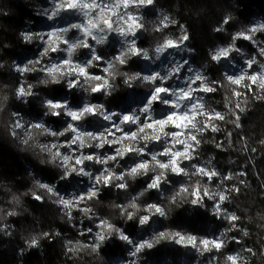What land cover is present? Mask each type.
I'll return each mask as SVG.
<instances>
[{
	"label": "clouds",
	"instance_id": "1",
	"mask_svg": "<svg viewBox=\"0 0 264 264\" xmlns=\"http://www.w3.org/2000/svg\"><path fill=\"white\" fill-rule=\"evenodd\" d=\"M237 7L225 0H0V41L2 33L14 38L0 47V242L11 238L22 245L19 256L31 254L21 264H110L116 241L130 246L131 264L163 242L189 250L192 264H264V209L250 214L255 197L264 198L254 160L256 187L229 172L240 187L224 193L222 207L235 204L244 215L218 212L193 195L197 187L202 196L220 192L200 169L219 175L215 153L205 148H220L215 134L224 126H233L227 149L233 132L242 137L236 152L264 146V94L250 92L237 108L229 81L250 64L264 80V23ZM38 21L52 27L37 30ZM52 33L58 46L44 39ZM221 52L227 55L213 59ZM217 112L223 121L209 119ZM170 117L186 119L178 127ZM253 123L255 141L251 131L244 136ZM139 233L150 238L137 242ZM176 233L215 236L223 246L180 244Z\"/></svg>",
	"mask_w": 264,
	"mask_h": 264
},
{
	"label": "trees",
	"instance_id": "2",
	"mask_svg": "<svg viewBox=\"0 0 264 264\" xmlns=\"http://www.w3.org/2000/svg\"><path fill=\"white\" fill-rule=\"evenodd\" d=\"M192 2L196 5L199 4L200 0H192ZM225 4L227 8L240 12V8L237 7V5H242L243 11L241 12V15L244 17H247L248 20H250L252 23H260L264 22V0H225ZM23 11V9H21ZM195 10V9H193ZM7 19V18H6ZM15 23H19V21H15ZM37 30L41 31H48L52 27V25L47 23L39 22L37 23ZM2 35L5 37L3 41H0V47L3 46L4 42H13L14 38L9 35L8 33H2ZM241 43V42H238ZM246 43V42H243ZM43 45H41L42 47ZM250 47V46H249ZM31 49H29L30 51ZM56 98L60 99L62 98V92L58 90ZM217 99H221V96L217 95ZM121 104L126 106L125 101H121ZM257 107H261L260 105H257ZM217 109L220 111H226L224 109L223 105L217 106ZM248 115L250 117H261V113L259 112H249ZM222 123V122H221ZM260 123L264 124V117L260 119ZM258 125L248 124L246 125V131L244 133V136L246 137L249 134V131H251L254 136L253 140H257L260 138L259 133L257 132ZM233 128L232 125L224 126V130L220 133L215 134L217 142L222 145L219 149L212 148L210 146H206L205 148V155H207V152L213 151L216 155V160L213 162V164H219V163H225L227 164V168H225L223 172H226L227 170H232L234 172H237L233 167L237 166V168H241V170H244L248 174V179L251 180L253 187L255 188L257 185V178L252 174V168L253 164L249 162V158L255 161L256 164V172L260 175L261 179H264V175H261L264 173V151L261 149H264V146H261L255 142L252 143V147L256 148V152L248 151L245 154H241L239 152H236L234 149L238 146L237 142L242 138L241 135L238 134V132H233V148L227 149V139H226V132L231 131ZM212 133H209V136H212ZM227 149V150H225ZM229 157H231V160L235 161V163L229 162ZM13 160V158L10 156L9 153H4V163L9 164V161ZM14 162V161H13ZM246 165V166H245ZM11 167L12 165L9 164ZM231 182L227 181L226 185H230ZM213 186H216V184H212ZM256 203L252 204V212L250 214H254L255 211L264 209V198H261L259 196L255 197ZM243 202L242 207H249V204L246 202V198L244 196L240 197V201ZM209 207L214 202L207 201L206 202ZM228 208L229 211L236 210L238 215H244L242 212H239L238 209H236L235 204L233 205H224ZM213 219H215L213 217ZM187 221L184 220L183 216L181 215L178 223L184 224ZM219 223V222H217ZM224 225H226V222H224ZM243 226V224L241 225ZM195 227V225H194ZM250 227H254V225H250ZM215 231V230H213ZM197 232L202 233V228H197ZM218 232V231H217ZM216 233V232H215ZM235 234V233H234ZM16 235L15 233L13 234ZM0 241H2V237H0ZM111 244L112 241H109ZM19 246L16 242H14L11 238H9L6 242H0V264H18L17 261V249ZM123 250V246H121V243L119 241H116V246L112 247L108 253V255H112L115 253H119ZM143 259V264H166L170 257H175V262L177 259L181 258H187L189 257L188 253L184 252V249L175 247L172 243L163 242L160 246H157V248L151 250L150 252H145L141 254ZM31 254H29L26 259H30Z\"/></svg>",
	"mask_w": 264,
	"mask_h": 264
},
{
	"label": "snow or ice",
	"instance_id": "3",
	"mask_svg": "<svg viewBox=\"0 0 264 264\" xmlns=\"http://www.w3.org/2000/svg\"><path fill=\"white\" fill-rule=\"evenodd\" d=\"M69 6L71 7L72 5H69ZM261 23H264V22H261ZM44 39L47 41V43L49 45L58 46L60 43L59 38L57 37V35L55 33H52L51 35H46L44 37ZM247 39L251 40V36H248ZM259 39L261 40V46H264V34H261ZM243 42L244 41H241V43H243ZM168 45L170 47L175 46V42L169 41ZM249 46L251 47V45H249ZM221 55H227V53L221 52L220 54L213 56V59L218 60L221 58ZM259 72H260L259 66L250 64V66L248 67V72L246 75H241L238 78L229 77L230 83L235 86L234 92H233L234 98L237 101V104L235 105V107L239 108L240 99H242L243 96L249 95L250 92L252 94H255L257 92V90L259 89L261 91V93L264 94V80H261L260 76L258 75ZM216 87L219 89V88H222L223 85L218 84ZM96 90L99 91V87ZM20 91L23 92V89H20ZM158 91H163V89H158ZM203 91L208 92L210 94L213 93L212 87H205L203 89ZM53 107H60V105L56 104V105H53ZM231 107H233V105H229V108H231ZM226 110H228V109H226ZM130 119H131V117H129V116L125 117V120H130ZM185 119L186 118H184V117H179V118L170 117V120H172L173 123H176L178 127L183 124ZM209 119H214V120L219 122V121H223L225 119V117L222 113L217 112L215 115L210 116ZM150 127H155V125H150ZM220 146H222V145H220ZM261 150L264 151V149H261ZM248 151H251V148H249ZM184 154L185 153H178L176 155V159H179V156L184 155ZM173 165L178 168V165H176L175 160H173ZM163 166L167 167V165H163ZM142 167H146V165H142ZM200 171L205 173V182H208L209 180H211L212 184L222 185L221 184V177L225 178L224 182H225V180L231 181L227 172H223V173L220 172L218 175L215 171H213L211 169L201 168ZM240 173H241V180H244L243 177H245V175L247 173L244 171H240ZM261 175H264V173H262ZM234 186L237 188L240 187V185L238 183H236ZM232 187H233L232 185L226 186L222 190L220 189V192L217 194H210L207 192V190H205V192L203 193V196L201 194L200 188L197 187L195 189L193 195L195 197V201H198L202 198H205L206 202L207 201L214 202V206H215L216 210L218 212H220V211H223V207H225L224 205L222 207L223 201L225 200L224 193L228 192V189L232 188ZM229 195H231V194H229ZM210 196L212 197L211 200L208 199V197H210ZM157 211H159V208H157ZM231 219L233 221H235L236 217L233 216ZM100 227L104 228V225L101 224ZM111 227L112 226L110 224L107 225L108 230H111ZM176 236L178 237V243H180V244L187 243L189 245H195L197 243H201L204 248H208L211 245L212 247H214L216 249H219L223 246L222 242H221V238L214 237L212 239H203L202 241H198L195 235L191 236V238H188L185 235H182L180 233H176ZM99 239H101V240L103 239L102 234L99 236ZM140 247H143V245H140Z\"/></svg>",
	"mask_w": 264,
	"mask_h": 264
},
{
	"label": "built area",
	"instance_id": "4",
	"mask_svg": "<svg viewBox=\"0 0 264 264\" xmlns=\"http://www.w3.org/2000/svg\"><path fill=\"white\" fill-rule=\"evenodd\" d=\"M242 168V167H241ZM241 168H238V169H235L237 172H234V171H230V170H227L226 172L227 173H229V172H231V173H238V172H240V171H244V170H241ZM245 172V171H244ZM243 179H248V174H246V176L245 177H243ZM226 182H227V180H225V182H224V187H226V186H229L228 184L226 185ZM229 182H231L230 183V185H232V186H234L236 183H238V182H235V181H229ZM138 235L140 236V237H138ZM149 236L147 233H139V234H137L136 236V240H137V242H139L140 240H143L142 239V237L141 236ZM144 239H147L146 237L144 238ZM172 244L175 246V247H177V248H182L181 246H178V245H175V243L174 242H172ZM129 248V247H128ZM128 248H125V249H128ZM188 251L189 250H184V252L185 253H188ZM126 252V251H125ZM125 260L126 261H133V260H135L136 258L135 257H131V258H128L127 259V253L125 254ZM26 259V257H21V256H19L18 255V249H17V261H18V264H21V261L22 260H25ZM175 260V257H170V260L168 261L169 262V264H192V262H193V257L192 256H190L189 255V257H187V258H181V259H177V261L175 262L174 261ZM167 262V263H168Z\"/></svg>",
	"mask_w": 264,
	"mask_h": 264
},
{
	"label": "rangeland",
	"instance_id": "5",
	"mask_svg": "<svg viewBox=\"0 0 264 264\" xmlns=\"http://www.w3.org/2000/svg\"><path fill=\"white\" fill-rule=\"evenodd\" d=\"M223 63L226 65V66H228L229 68L231 67L230 65H228V62L227 61H223ZM147 70V69H146ZM59 99V98H58ZM214 166L216 167V169H218L221 173H222V171L225 169V168H227V164H225V163H219V164H214ZM233 169H238L237 168V166H235V167H233ZM224 188V184H222V185H220V189L222 190ZM215 235H219V233L218 232H216L215 233ZM137 237V236H136ZM138 237H140L139 235H138ZM142 237V239H144L145 237L147 238V239H149L150 238V236H141ZM215 236H213L212 238H214ZM121 243V242H120ZM128 247H130V246H127V245H123V250L122 251H120L119 253H115V254H112V255H110L109 257H110V264H124V262H128V264H131V261H126L125 260V254L127 253V252H125V248H128ZM142 257V256H141ZM128 258H131L129 255H127V259ZM141 262H143V259L141 258V261H140V264H143V263H141ZM166 264H169V262L168 263H166Z\"/></svg>",
	"mask_w": 264,
	"mask_h": 264
}]
</instances>
